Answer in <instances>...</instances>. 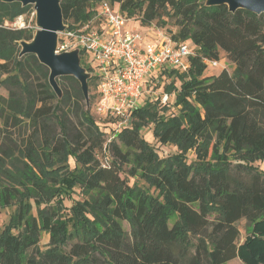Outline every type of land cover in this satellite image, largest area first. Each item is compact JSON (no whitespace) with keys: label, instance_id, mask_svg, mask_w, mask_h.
I'll list each match as a JSON object with an SVG mask.
<instances>
[{"label":"trees","instance_id":"16d2710c","mask_svg":"<svg viewBox=\"0 0 264 264\" xmlns=\"http://www.w3.org/2000/svg\"><path fill=\"white\" fill-rule=\"evenodd\" d=\"M100 1L60 0L64 23L87 20ZM108 1L192 44L188 71L166 73L178 113L144 100L108 141L74 76L58 78V95L49 68L20 56L33 32L3 24L30 5L0 0V206H16L0 225V264H264V170L255 165L264 160V13L207 0ZM221 52L233 71L206 75L205 60ZM150 124L176 153L159 155L141 133ZM76 188L82 199L66 205ZM242 218L251 225L243 241Z\"/></svg>","mask_w":264,"mask_h":264},{"label":"built area","instance_id":"2783aa9c","mask_svg":"<svg viewBox=\"0 0 264 264\" xmlns=\"http://www.w3.org/2000/svg\"><path fill=\"white\" fill-rule=\"evenodd\" d=\"M92 15L82 23L59 33L57 52L80 50L81 61L91 67L96 77L98 103L96 112L111 123L108 141L124 127L131 125L132 113L142 104L144 82L154 78L157 83L171 69L188 71L194 49L188 41L174 40L164 29L153 25L142 32L130 26L126 18L108 0L92 7ZM5 27L24 29L22 15L5 21ZM219 65L221 60H205ZM164 101L169 94L164 93Z\"/></svg>","mask_w":264,"mask_h":264},{"label":"rangeland","instance_id":"374dc122","mask_svg":"<svg viewBox=\"0 0 264 264\" xmlns=\"http://www.w3.org/2000/svg\"><path fill=\"white\" fill-rule=\"evenodd\" d=\"M24 20V24L25 27L24 29H28L30 31L33 32V34L36 33V31L38 30L37 27V20H36V12L34 9L33 5H30V7L26 8L24 10V12L21 14ZM20 16V15H19ZM71 23V21L69 22ZM130 26L135 27L136 29L144 32L145 28L139 25V22L136 21L135 19H132V21L130 22ZM20 48H21V43L19 44ZM221 63L219 65H212L209 64L205 74L206 75H213V74H218L220 73L224 68L227 69L229 72H232L234 69V64L232 61H230L226 54L224 52H221ZM81 64L83 66H85V59H82ZM175 71H177L178 73H184L179 71L178 69H174ZM169 72V71H167ZM168 74V73H167ZM167 74H165L160 81L157 83L156 81L154 82L152 79H147L144 82V96L142 98V103L144 102V100H149V101H160L162 105H167L168 106V110L166 111L167 115L170 114H176L178 113V106H176L174 104L175 102V94L174 93H169V99L167 101H164V93L167 92L166 86L169 85V83L172 81V77L168 76ZM176 84L179 86L180 83L177 80ZM91 85V92L94 95L93 101L91 102L88 98L87 102L89 104V107H91V113L94 117V119L99 123L100 126H102L104 129H106V139H109V136L112 135V125L110 122L104 120L103 118L100 117V115L97 114L96 112V106L98 103V89H97V84L95 83L94 80L91 81L90 83ZM0 93L4 96L8 95V91L6 90L5 87H1L0 88ZM159 103V102H158ZM161 108V107H160ZM143 137L153 145V147L156 149V151L159 153L160 156H164L167 157L173 153H176L177 147L175 146V144H160L159 142H157V140L154 138V133H153V129H152V125H148L146 127H144L141 131ZM188 153V160H192L195 157V153L192 149H189L187 151ZM98 158L102 161V163H106V159H105V154L103 151L98 152ZM69 163L71 165V167L75 166V161L73 158L69 159ZM255 165L259 168L264 170V160L263 161H257L255 163ZM122 177H126L125 174L121 175ZM136 182L137 185L140 186H145L147 187V185L145 184V182L142 179H134L131 178L130 179V183ZM75 199H82V195L80 193V189L76 188L75 191L73 193H71V196L65 199V204L70 206L73 201ZM16 209V206H11V207H1L0 206V225L4 226L9 222L10 216L12 213H14ZM122 226L124 228V230L127 232L128 236H131V228H130V224L127 221H123L122 222ZM237 226L239 228L240 231V240L243 241L245 239V237L248 234L249 229L251 228L250 223L248 222V220L246 218H242L237 222ZM50 241V237L49 234L47 233H43L41 241H40V247L42 249H45ZM224 264H242V261L238 258L235 257L231 260H229L228 262L224 263Z\"/></svg>","mask_w":264,"mask_h":264},{"label":"water","instance_id":"95a60500","mask_svg":"<svg viewBox=\"0 0 264 264\" xmlns=\"http://www.w3.org/2000/svg\"><path fill=\"white\" fill-rule=\"evenodd\" d=\"M2 1L20 2L23 6L33 5L36 12L38 30L31 41L21 42L20 56L35 54L49 68V83L58 95L62 94L58 78L64 75L74 76L80 82L83 94L88 100V80L92 72L81 64L80 50L57 52L59 33L66 28L60 0ZM206 3L210 6L226 4L232 12L247 9L257 14L264 13V0H207Z\"/></svg>","mask_w":264,"mask_h":264}]
</instances>
